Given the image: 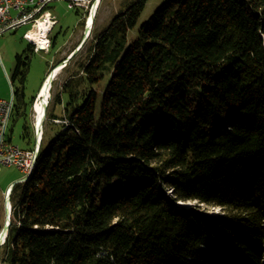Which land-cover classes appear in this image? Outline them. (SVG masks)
Returning a JSON list of instances; mask_svg holds the SVG:
<instances>
[{
    "label": "trees",
    "instance_id": "1",
    "mask_svg": "<svg viewBox=\"0 0 264 264\" xmlns=\"http://www.w3.org/2000/svg\"><path fill=\"white\" fill-rule=\"evenodd\" d=\"M146 1L55 91L53 137L11 193L7 264H264V0H166L128 42ZM34 52L11 76L26 148L14 83Z\"/></svg>",
    "mask_w": 264,
    "mask_h": 264
},
{
    "label": "rangeland",
    "instance_id": "2",
    "mask_svg": "<svg viewBox=\"0 0 264 264\" xmlns=\"http://www.w3.org/2000/svg\"><path fill=\"white\" fill-rule=\"evenodd\" d=\"M136 1L138 0H101L100 6L97 10L98 13H96L97 17L95 15L94 18L95 22L92 33L88 37V39L86 38L81 47L79 45L85 37L88 20L92 14V3L88 7L83 6L81 8H70L67 2L51 3L49 9L56 16L58 21L51 33V35L57 36L56 43L54 46L50 45L49 50H37L32 42L24 38V33L29 28L28 25H23L18 29L9 30L2 34L0 36V54L8 74L6 76V73L0 63V98L9 99L11 97V85L13 87V84L12 81L9 80V78L13 75V72L16 69V55L17 53H21L23 49L27 47L28 42L32 43L36 52L32 53L30 67L26 74L25 81L22 84L20 79H17L14 83V86L24 87L23 100L25 103L30 105L29 119L34 127V132L36 133L35 125L37 124L38 126V122L36 121L37 117L35 116V110L33 106L37 100V97L39 96V89L42 88L41 85L44 83V80L46 79L48 74L59 64L61 65L63 63L65 65L53 81L49 99L50 103L54 98L55 91L60 88L69 73L75 70L79 59L85 58V52L86 48L89 45V41L100 31L105 30L116 15H118L120 12L125 11L131 4ZM165 1L166 0L146 1L138 23L128 32V42H131L138 35L141 25L146 20H148ZM82 8L86 10L84 16L82 14ZM108 78L109 77L106 76L103 82H107ZM15 113L16 112L14 110L10 120L7 137H11V140L14 144L20 145L22 147H27V145H30V143H26V141L22 138L23 127L27 122V118L25 116H20L16 118V122L14 123V117H16ZM46 117L47 116H45L42 122L43 134L41 135V144L44 141V146H46L51 140L50 138L53 137L52 130L54 127V125L52 126V124L48 122V119ZM23 177H25V174L17 167H0V231L4 226L6 218V200L3 192L8 188L9 184H11L12 182H16ZM171 191L172 190L169 189L168 193H170ZM182 205L199 207L200 210H205V212H207L208 214H217L221 212L220 207L207 206L198 202L197 200L183 201ZM4 243L5 241L3 242V245L0 246V264H7V262L4 261Z\"/></svg>",
    "mask_w": 264,
    "mask_h": 264
},
{
    "label": "built area",
    "instance_id": "3",
    "mask_svg": "<svg viewBox=\"0 0 264 264\" xmlns=\"http://www.w3.org/2000/svg\"><path fill=\"white\" fill-rule=\"evenodd\" d=\"M96 1L97 0H0V36L9 30L18 29L23 25H28L29 28L24 33V38L32 42L37 50H49L51 45L50 35L58 21L56 16L49 9L51 3L67 2L70 8L88 7L92 3V12V8ZM42 22L45 23L44 30L46 38L43 43H40L32 38L31 31L35 30L37 25ZM9 80H11V78H9ZM14 105L15 95L11 85V97L9 99L0 98V167L15 166L24 172L28 166V162L33 158V153L36 151L38 142L36 139L33 148H26L8 140V128L13 114ZM33 107L35 110V116L36 114L38 116L35 104ZM35 126V136L41 137L43 134L42 125L40 126L38 124L37 126L36 124ZM11 193L12 189L9 187L4 194L6 207L8 206L7 198L11 197Z\"/></svg>",
    "mask_w": 264,
    "mask_h": 264
},
{
    "label": "bare ground",
    "instance_id": "4",
    "mask_svg": "<svg viewBox=\"0 0 264 264\" xmlns=\"http://www.w3.org/2000/svg\"><path fill=\"white\" fill-rule=\"evenodd\" d=\"M100 3H101V0L97 1L95 3V5L93 6L92 8V14L88 20V25H87V29H86V37L88 39V37L91 35L92 33V30H93V26H94V18H95V15L97 13V10L100 6ZM89 16V15H88ZM45 23L42 22L40 24L37 25L36 29L35 30H32L31 31V36L34 40L40 42V43H43L44 40H45ZM64 64L62 63L61 65L59 64L58 66H56L55 69H53L49 74H48V79L46 80L45 84L43 85V87L40 89V92H39V99L37 97V101L35 102V108H36V111H38V116L36 114V121L38 122V124L41 125V122L43 120V117H44V110L46 108V104L49 102V99H50V95H51V88H52V85H53V81L54 79L57 77L58 73L61 71L62 68H64ZM37 113V112H36ZM36 156H37V148H36V151L35 153H33V158L30 162H28V166L26 167V170H24V174H25V177H27L28 175H31V173L33 172L34 170V164H35V159H36ZM7 202L9 203V201L7 200ZM180 205L183 204V201L179 202ZM11 203L6 207V218H5V223L7 221V213H8V210L10 211L11 213V218H12V211H13V208H12V205ZM4 223V225H5ZM8 235V234H7ZM6 231H1L0 232V246L3 245V242L6 241Z\"/></svg>",
    "mask_w": 264,
    "mask_h": 264
},
{
    "label": "water",
    "instance_id": "5",
    "mask_svg": "<svg viewBox=\"0 0 264 264\" xmlns=\"http://www.w3.org/2000/svg\"><path fill=\"white\" fill-rule=\"evenodd\" d=\"M86 32V31H85ZM86 34H85V37H84V39L82 40V42H81V44L79 45L80 47L83 45V43L85 42V40H86ZM79 47V48H80ZM79 50V49H78ZM48 79V77H46V79H45V81H44V83H43V85L45 84V82H46V80ZM43 85H42V87H43ZM49 103V102H48ZM48 103L46 104V108H45V114H44V117H43V120H44V118H45V116H46V110H47V107H48ZM43 120H42V122H43ZM42 122H41V125H42ZM40 125V126H41ZM36 139H37V142H38V146H37V156H36V159H35V164H36V160H37V157H38V154H39V152H40V145H41V137L39 136V137H36ZM34 164V165H35ZM30 175H28L27 177H24V178H22V179H20V180H18V181H16V182H14L10 187H11V189L13 190V187H14V185L16 184V183H18V182H23V181H25L28 177H29ZM7 200L9 201V203H11V197H9V198H7ZM9 203H8V205H9ZM11 213H10V211L7 213V221H6V223H5V225L3 226V228L1 229V231H6V236H7V234H8V230H9V228H10V225H11ZM0 231V232H1Z\"/></svg>",
    "mask_w": 264,
    "mask_h": 264
},
{
    "label": "crops",
    "instance_id": "6",
    "mask_svg": "<svg viewBox=\"0 0 264 264\" xmlns=\"http://www.w3.org/2000/svg\"><path fill=\"white\" fill-rule=\"evenodd\" d=\"M80 8H81V7H80ZM85 13H86V10L82 8V14H83V16L85 15ZM97 13H98V11H97ZM96 17H97V14H96ZM94 22H95V21H94ZM35 52H36V51H35ZM0 63H1L3 69H4L5 73H6V76H7L8 72L6 71V68H5L4 64H3V60H2L1 54H0ZM9 77H10V76H9ZM10 78H11V77H10ZM39 90H40V89H39ZM14 167H15V166H14ZM23 178H24V177H23ZM21 179H22V178H21ZM13 183H14V182H12L11 184H9V186L12 185ZM9 186H8V188H9ZM8 188H7V189H8ZM7 189H6V190H7ZM6 190L3 192L4 194H5Z\"/></svg>",
    "mask_w": 264,
    "mask_h": 264
}]
</instances>
